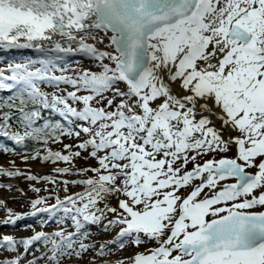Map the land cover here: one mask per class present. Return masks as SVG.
<instances>
[{
	"label": "snow or ice",
	"instance_id": "1",
	"mask_svg": "<svg viewBox=\"0 0 264 264\" xmlns=\"http://www.w3.org/2000/svg\"><path fill=\"white\" fill-rule=\"evenodd\" d=\"M0 49L34 53L0 69V152L68 165H0L49 193L2 223L56 229L0 264H264V0H0Z\"/></svg>",
	"mask_w": 264,
	"mask_h": 264
},
{
	"label": "rangeland",
	"instance_id": "2",
	"mask_svg": "<svg viewBox=\"0 0 264 264\" xmlns=\"http://www.w3.org/2000/svg\"><path fill=\"white\" fill-rule=\"evenodd\" d=\"M32 55V54H29ZM28 55H14V56H8V55H0V69H6L8 64L12 63L13 61L20 62V60ZM7 59V60H3ZM85 66H87L88 61H84ZM51 91V89H49ZM79 141H76L74 139H65V143H78ZM15 161V166L18 167L22 172L29 173V174H35L38 176H46V175H52L56 176V173L54 172V169L56 167H67L68 165L64 163H58V164H52L51 162H43L40 159H29L25 161L23 157H7L0 153V165L4 167H12L11 161ZM79 167H85L88 163H94L84 160H78L77 161ZM67 179H76V177H66ZM35 183L32 181H29L26 179V177H16V178H8V177H0V184H12L14 186L12 191H9L7 189H0V199H4L7 201V206L11 209H13L15 212L18 213H31V205L28 203L30 200H34L38 198V196H47L49 193L47 191H41V193L37 194L32 191L31 185ZM36 187H40L42 189H48V188H54V186L46 183H36ZM19 189H23V192L19 191ZM82 189L72 187L70 191H81ZM64 193L61 191V197L63 198ZM8 198V199H6ZM49 203H55L54 199L49 200ZM39 214H42L41 217H38ZM6 219V213L0 208V234H11L15 235L19 238L18 232L20 224H27L29 221H34L35 230H45L48 229L56 230L54 227L51 228H42L41 224L47 219V213H38L37 215H27L25 218L20 219L17 221L15 225H4L2 221ZM36 221H39V224L36 225ZM93 228L99 233L100 236L104 237V241H109L114 238L115 232H105L102 228V226H93ZM24 233L25 238L28 236L33 235V229H25L21 231ZM134 251V249L129 248Z\"/></svg>",
	"mask_w": 264,
	"mask_h": 264
},
{
	"label": "bare ground",
	"instance_id": "3",
	"mask_svg": "<svg viewBox=\"0 0 264 264\" xmlns=\"http://www.w3.org/2000/svg\"><path fill=\"white\" fill-rule=\"evenodd\" d=\"M3 54V55H8V56H14V55H29V54H32L34 55V53L31 51V50H12V51H7V50H3V49H0V55ZM8 199V198H6ZM42 214H39L38 217H41ZM35 222L32 221V222H28L27 224H20L18 225V229H19V232H18V235H19V238H25V234L22 233L21 231L25 230V229H29L28 226L29 224H34ZM39 224V221H36V225ZM47 231H55V230H52V229H48ZM93 233H94V238L97 242H103V238L102 236L99 235V233L93 228ZM35 251L37 254H39L40 252V246L37 245L36 248H35ZM133 252L131 249L127 248L125 249L123 252H120V253H116L115 255H120V256H128V255H132ZM31 258V257H30Z\"/></svg>",
	"mask_w": 264,
	"mask_h": 264
},
{
	"label": "trees",
	"instance_id": "4",
	"mask_svg": "<svg viewBox=\"0 0 264 264\" xmlns=\"http://www.w3.org/2000/svg\"><path fill=\"white\" fill-rule=\"evenodd\" d=\"M0 94H4V93H0ZM0 142H4V143L9 142V145H10V146H15V145L13 144V142L8 141L6 138H2V139L0 140ZM7 144H8V143H7ZM15 147H17V149L19 150V146H15ZM51 147L53 148L54 151H62V150H63L62 145H60V144H53V145H51ZM1 153H2V152H1ZM2 154H3V155H7V156H11V157H22V156H13V155H11V154H4V153H2ZM65 154H67V153H65Z\"/></svg>",
	"mask_w": 264,
	"mask_h": 264
}]
</instances>
